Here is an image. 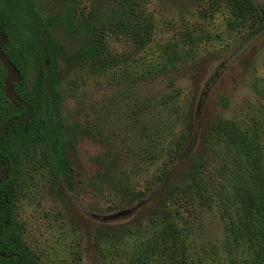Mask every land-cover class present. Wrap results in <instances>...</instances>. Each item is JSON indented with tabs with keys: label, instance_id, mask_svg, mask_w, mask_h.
Segmentation results:
<instances>
[{
	"label": "trees",
	"instance_id": "16d2710c",
	"mask_svg": "<svg viewBox=\"0 0 264 264\" xmlns=\"http://www.w3.org/2000/svg\"><path fill=\"white\" fill-rule=\"evenodd\" d=\"M219 1L210 0V6L218 8ZM223 1L230 9L229 30L258 23L256 30L262 29L264 8L255 0ZM79 2L0 0V32L7 37L3 51L21 72V80L14 84L20 98L15 106L5 96L7 70L0 61V264H42L25 240L26 224L19 217L18 203L38 175L69 185L67 150L82 135L99 138L107 146L123 145L125 155L142 164L160 162L158 181L167 180L186 162L184 181L166 191L159 228L148 236L131 224L112 228V252L124 258L122 264H190L179 208L194 199L205 209L220 208L230 242L246 253L236 264H264V142L255 122L250 127L246 118L217 116L205 128L201 149L195 150L200 110L192 124L177 131L182 119L187 123L192 118L193 107L152 93L142 96L141 81L154 77V71L174 69L178 63L184 66L196 54V45L184 49L172 41L165 46L166 58L159 69L136 73L126 62L153 38L154 22L144 13L148 0H101L109 10L90 12ZM58 26L75 41L72 50L54 36L52 30ZM122 41L133 45L134 53L115 52L111 43ZM85 74L105 77L114 86L101 107L103 115L112 114L113 127L100 125L95 117L86 116L85 124L80 121L82 112L96 110L90 104L87 111L78 99ZM254 85L264 97L263 79ZM69 99L75 100V107ZM222 103L226 106V97ZM94 161L99 172L87 182L95 194H115L118 203L143 197L135 189L132 171L118 166L117 155L101 153ZM211 161L216 165L206 170ZM182 194L188 198L180 201ZM131 237L134 243L126 250L123 246Z\"/></svg>",
	"mask_w": 264,
	"mask_h": 264
},
{
	"label": "rangeland",
	"instance_id": "374dc122",
	"mask_svg": "<svg viewBox=\"0 0 264 264\" xmlns=\"http://www.w3.org/2000/svg\"><path fill=\"white\" fill-rule=\"evenodd\" d=\"M255 2L264 8V0ZM79 6L86 12L109 10L101 0H81ZM145 6L144 13L155 25L153 38L145 50L126 62L127 67L139 74H147V69H159L166 58L165 46L172 41L184 49L196 45L197 52L184 66L178 63L174 69L154 71L156 74L148 81L143 79L142 96L152 93L193 107L192 118L187 123L182 119L176 126L177 131L189 122L192 124L194 113L200 110L195 122V150L201 149L206 126L220 115L246 118L250 127L255 122L264 142V97L256 92L254 85L258 78L264 81V22L258 31L259 23L241 31L229 30L230 9L223 0L216 9L210 6V0H148ZM52 32L67 51L75 46V41L61 26ZM111 45L119 54L134 53V46L128 42ZM83 80L78 99L85 103L87 111L90 104H94L96 110L91 114L82 112L80 121L85 124L86 116L95 117L100 125L106 123L113 127L112 114L103 115L101 107L114 92V86L105 77L85 74ZM223 97L227 99L226 106L222 103ZM69 101L75 107V100ZM98 115L100 119L103 115L102 121L98 120ZM119 145L111 142L107 146L99 138L82 135L67 150L69 185L60 179L53 182L51 177L42 175L34 177L27 185L18 203L19 217L26 224L25 240L42 264H122L124 258L112 252L114 226L131 224L145 236L160 227L166 191L184 181L182 173L186 162L180 164L167 180L158 181L157 176L162 170L160 162L150 166L142 164L128 158L123 145ZM109 151L118 156L119 167L132 171L135 189L144 193L143 197L118 203L115 194L107 192L100 196L91 190L87 181L99 172L94 158ZM215 165L216 162L211 161L206 170H213ZM185 198L188 197L182 194L179 199ZM196 201L179 208V225L187 237L190 264H236L241 261L246 253L230 242L227 221L220 208L208 210ZM133 238L127 239L124 249L132 248Z\"/></svg>",
	"mask_w": 264,
	"mask_h": 264
},
{
	"label": "water",
	"instance_id": "95a60500",
	"mask_svg": "<svg viewBox=\"0 0 264 264\" xmlns=\"http://www.w3.org/2000/svg\"><path fill=\"white\" fill-rule=\"evenodd\" d=\"M7 44V37L3 32H0V61L7 70L6 78L4 82L5 96L15 106L20 102V98L17 96L14 84L21 80V72L15 66V64L4 53L3 48ZM31 113L28 114L26 122L30 119ZM2 176H6V169L2 170Z\"/></svg>",
	"mask_w": 264,
	"mask_h": 264
}]
</instances>
